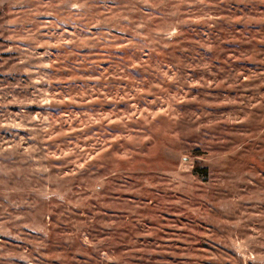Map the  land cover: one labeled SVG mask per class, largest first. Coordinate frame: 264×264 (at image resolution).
I'll return each mask as SVG.
<instances>
[{"label":"rangeland","instance_id":"obj_1","mask_svg":"<svg viewBox=\"0 0 264 264\" xmlns=\"http://www.w3.org/2000/svg\"><path fill=\"white\" fill-rule=\"evenodd\" d=\"M0 264H264V0H0Z\"/></svg>","mask_w":264,"mask_h":264}]
</instances>
